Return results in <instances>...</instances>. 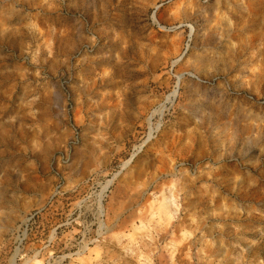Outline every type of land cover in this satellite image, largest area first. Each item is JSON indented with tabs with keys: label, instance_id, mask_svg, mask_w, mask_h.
Segmentation results:
<instances>
[{
	"label": "rangeland",
	"instance_id": "374dc122",
	"mask_svg": "<svg viewBox=\"0 0 264 264\" xmlns=\"http://www.w3.org/2000/svg\"><path fill=\"white\" fill-rule=\"evenodd\" d=\"M0 264H264V0H0Z\"/></svg>",
	"mask_w": 264,
	"mask_h": 264
}]
</instances>
